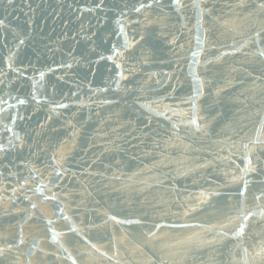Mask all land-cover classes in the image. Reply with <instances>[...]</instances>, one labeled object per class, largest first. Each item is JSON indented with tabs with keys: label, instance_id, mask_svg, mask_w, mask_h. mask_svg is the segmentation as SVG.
I'll list each match as a JSON object with an SVG mask.
<instances>
[{
	"label": "water",
	"instance_id": "1",
	"mask_svg": "<svg viewBox=\"0 0 264 264\" xmlns=\"http://www.w3.org/2000/svg\"><path fill=\"white\" fill-rule=\"evenodd\" d=\"M0 264H264V0H0Z\"/></svg>",
	"mask_w": 264,
	"mask_h": 264
},
{
	"label": "snow or ice",
	"instance_id": "2",
	"mask_svg": "<svg viewBox=\"0 0 264 264\" xmlns=\"http://www.w3.org/2000/svg\"><path fill=\"white\" fill-rule=\"evenodd\" d=\"M43 75V74H42ZM21 103H23V101H21Z\"/></svg>",
	"mask_w": 264,
	"mask_h": 264
}]
</instances>
